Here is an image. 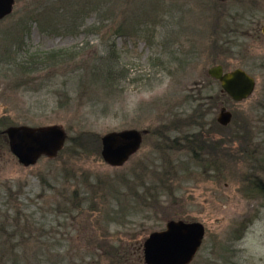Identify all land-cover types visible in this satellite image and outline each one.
<instances>
[{"label": "rangeland", "instance_id": "1", "mask_svg": "<svg viewBox=\"0 0 264 264\" xmlns=\"http://www.w3.org/2000/svg\"><path fill=\"white\" fill-rule=\"evenodd\" d=\"M70 1L14 0L0 19L7 264H145V239L170 220L205 226L191 264H264V0H81L90 12L71 22ZM36 51L48 62L20 64ZM215 65L246 70L253 94L233 100L208 73ZM13 127L65 138L27 165L12 151ZM132 129L137 150L106 162L102 137ZM196 133L203 166L172 142Z\"/></svg>", "mask_w": 264, "mask_h": 264}, {"label": "water", "instance_id": "2", "mask_svg": "<svg viewBox=\"0 0 264 264\" xmlns=\"http://www.w3.org/2000/svg\"><path fill=\"white\" fill-rule=\"evenodd\" d=\"M224 1V0H220ZM14 0H0V19L12 10ZM264 32V27H263ZM208 73L220 81L222 89L235 101L251 96L256 80L242 68L224 71L223 66H212ZM232 112L223 107L218 122L227 125ZM12 151L23 164L34 163L41 154H54L63 144L65 134L60 128L31 129L10 128L8 130ZM141 134L137 130L113 132L102 137L101 154L111 165H120L137 150ZM205 237V226L201 222L170 220L162 231L151 232L143 244L145 264H191Z\"/></svg>", "mask_w": 264, "mask_h": 264}, {"label": "trees", "instance_id": "3", "mask_svg": "<svg viewBox=\"0 0 264 264\" xmlns=\"http://www.w3.org/2000/svg\"><path fill=\"white\" fill-rule=\"evenodd\" d=\"M98 4H99V6H103V1L102 0H97L96 1ZM70 4H71V10L72 11H74L75 13L74 14H71V12L70 11H68V12H64V13H62V15H65V16H63V17H67L66 18V21H67V19L68 18H70V22L71 21H75L76 20V15H77V12H79V14H82V16L83 17H86L88 14H89V12H90V9H88V6H86V5H83L82 4V2H81V0H71L70 1ZM90 4H92L91 2H90ZM56 9V8H55ZM69 9H70V7H69ZM58 10H60V11H62L63 12V8L61 7V8H59ZM42 12H44V9H42L39 13H41V14H39L38 16H37V19H38V21H40V20H42V17H46V16H48L47 15V13L46 14H44L43 15V13ZM38 14V13H37ZM63 17H61V19L62 20H64V18ZM82 17V18H83ZM65 21V20H64ZM42 53H43V51L42 52H38V51H36V52H31V53H29L28 55H27V61L26 62H22V63H20V64H22V65H25V64H28V65H36V66H40V65H44L45 63H47L48 62V60L47 59H44V60H38L39 59V56H41L42 55ZM43 54H45V52L43 53ZM45 58V57H44ZM25 61V60H24ZM24 67H26V66H23V69H24ZM100 74H101V77L105 80V81H107V80H111L112 79V77H113V75L114 74H112V72H111V70L109 69V68H107V69H105V70H103V71H100L99 72ZM188 119H191L192 120V117H189ZM192 123H194V122H192ZM186 125H189L190 126V122H187V124ZM202 126V125H201ZM174 130V129H173ZM166 130L164 129L163 131H162V134L165 132ZM170 131V130H169ZM76 138H74V139H72L71 141L73 142V146H71V148H73V147H75V143L77 142V139L75 140ZM170 139V138H169ZM178 141L179 142H183V143H186V145H184V148H186L188 151H189V153L192 155V158L196 161V162H201V164H202V166H203V162H205L204 160H203V158H201L200 156H199V153L201 152V149H204L203 147H202V145L204 146V144H205V142L203 141V139H202V136H201V133H196V134H191V135H188V134H186L185 136H183L182 137V139L180 140V139H178V138H176V139H173L172 140V142H173V145H176L177 143H178ZM200 146V147H199ZM65 148V147H64ZM183 149V148H181V147H179L178 145H176V148H174V149ZM211 163H213V166L212 167H216V166H214L215 164H214V162L213 161H210ZM258 180V182L259 183H261L260 182V180L259 179H257ZM257 184V183H256ZM257 186H259L258 184H257ZM260 186H261V184H260ZM259 186V193H262V192H264V187H260ZM5 249V250H4ZM10 253H13L12 252V244L11 243H9V241H7L6 243H0V263L1 264H7V260H9V258H6L8 255L7 254H9V255H11ZM11 258H13L14 259V257L12 256Z\"/></svg>", "mask_w": 264, "mask_h": 264}, {"label": "clouds", "instance_id": "4", "mask_svg": "<svg viewBox=\"0 0 264 264\" xmlns=\"http://www.w3.org/2000/svg\"><path fill=\"white\" fill-rule=\"evenodd\" d=\"M257 255L264 256V245H260L258 249L256 250Z\"/></svg>", "mask_w": 264, "mask_h": 264}]
</instances>
